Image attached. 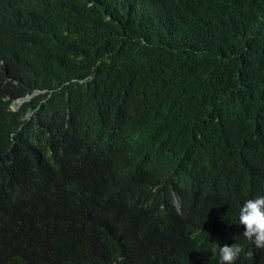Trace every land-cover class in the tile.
<instances>
[{
    "label": "trees",
    "instance_id": "trees-1",
    "mask_svg": "<svg viewBox=\"0 0 264 264\" xmlns=\"http://www.w3.org/2000/svg\"><path fill=\"white\" fill-rule=\"evenodd\" d=\"M261 195L264 0H0V264H264Z\"/></svg>",
    "mask_w": 264,
    "mask_h": 264
},
{
    "label": "clouds",
    "instance_id": "clouds-1",
    "mask_svg": "<svg viewBox=\"0 0 264 264\" xmlns=\"http://www.w3.org/2000/svg\"><path fill=\"white\" fill-rule=\"evenodd\" d=\"M38 93L35 92L31 95L34 96ZM22 99L18 100L14 106L17 103H24L21 102ZM174 200L177 209H179L178 198L175 197ZM238 224L244 226L243 236L251 241L257 249L264 250V195L250 198L243 202L238 209ZM240 251V247L236 244H224L220 248V264H234Z\"/></svg>",
    "mask_w": 264,
    "mask_h": 264
},
{
    "label": "water",
    "instance_id": "water-1",
    "mask_svg": "<svg viewBox=\"0 0 264 264\" xmlns=\"http://www.w3.org/2000/svg\"><path fill=\"white\" fill-rule=\"evenodd\" d=\"M32 97H33V95L27 96L26 98L22 99L21 102H25V101L31 100Z\"/></svg>",
    "mask_w": 264,
    "mask_h": 264
}]
</instances>
